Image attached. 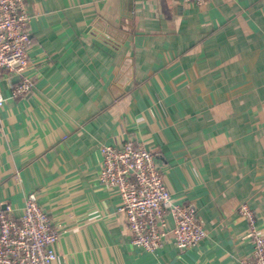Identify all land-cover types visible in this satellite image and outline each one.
Masks as SVG:
<instances>
[{
  "label": "crops",
  "instance_id": "obj_1",
  "mask_svg": "<svg viewBox=\"0 0 264 264\" xmlns=\"http://www.w3.org/2000/svg\"><path fill=\"white\" fill-rule=\"evenodd\" d=\"M34 89L0 74V209L35 194L60 232L54 264H243L247 203L264 230V0H26ZM154 154L207 232L180 251L131 243L101 185L122 133Z\"/></svg>",
  "mask_w": 264,
  "mask_h": 264
},
{
  "label": "built area",
  "instance_id": "obj_2",
  "mask_svg": "<svg viewBox=\"0 0 264 264\" xmlns=\"http://www.w3.org/2000/svg\"><path fill=\"white\" fill-rule=\"evenodd\" d=\"M183 1L204 6L209 0ZM30 21L26 0H0V74L6 71L20 77L12 90L15 98L29 96L35 86L28 74ZM5 102L0 90V109ZM101 154L97 181L117 191L119 211L126 217L133 245L151 253L171 240L180 251H186L206 238L196 208L172 201L164 175L144 141L123 132L122 141L103 145ZM237 211L248 224V237L253 244V251L243 264H264V230L256 212L247 203H242ZM59 237V230L35 194L26 196L19 215L11 203L3 202L0 264H54Z\"/></svg>",
  "mask_w": 264,
  "mask_h": 264
}]
</instances>
